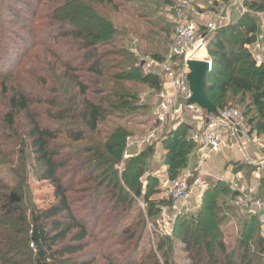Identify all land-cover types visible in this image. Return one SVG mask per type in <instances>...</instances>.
<instances>
[{"label":"rangeland","instance_id":"obj_1","mask_svg":"<svg viewBox=\"0 0 264 264\" xmlns=\"http://www.w3.org/2000/svg\"><path fill=\"white\" fill-rule=\"evenodd\" d=\"M116 1L119 7L113 10L111 6L95 7L90 0H0V182L12 186L17 181L16 175L25 172L31 201L36 209H46L56 202L53 187L49 182L33 177L39 167L31 158L28 120L19 115L14 126L10 128L3 119L8 111V95L15 90L36 94L35 96H40L42 100L51 99L56 102L53 106L41 103L39 108L62 110L68 116L57 123L42 116L39 123L47 126L54 123L57 125L54 126L55 129L58 127L52 145L56 146L62 161L70 158L59 172L64 175V182L73 180L71 191L68 193L71 208L79 222L91 233L90 238L85 240L86 247L82 253L72 257L75 260L88 261L90 264H153L155 261L158 264H191V256L186 252L181 240L184 238V229L175 224L179 219L174 224L168 221L172 218L171 201L165 186L168 176L164 163L156 155L162 151V145L159 143L179 126L168 122L156 130L157 125L153 117V96L156 93L141 85L137 76H133L128 81L121 82L125 93L133 96V111H114L104 105L106 112L95 132L85 127L80 118L84 97L80 96L78 89L74 87V76H83L82 82L88 88L86 99L97 101L102 94L96 90L102 89L103 95H108V100L113 101L111 92L117 91V87L112 85L114 75L119 73L123 78L133 67L140 70L141 74H148L142 67V61L154 59L153 55L164 58L171 47L174 30L171 20L172 0H169L170 4H160L157 12L138 11L135 5L137 1ZM258 1L264 3V0ZM78 2L109 18L117 29L114 37L97 44V51L102 55L106 73L104 82L99 86L93 83V75L85 71L93 59L84 64V69L80 68L83 55L91 52L83 45L90 42L88 34L94 29V24L81 14ZM206 4L207 0H202L194 5L198 9ZM9 10L12 12L11 16ZM248 14L259 20L256 12L248 10ZM77 31L82 32V37L62 35ZM14 34L20 36L17 42H14ZM215 36L216 34L212 39ZM8 71L12 73L10 80L3 77ZM3 89L7 90V93ZM211 97L215 99L214 94H211ZM238 102L239 98L233 101L232 105H228L227 109L244 112L248 103L247 97L244 103ZM118 131L124 135L122 150L118 154L109 155L105 144L114 142V138L111 140L112 135L118 134ZM77 132L83 136L79 141L74 140ZM257 138L264 142V134L257 135ZM149 147H153L154 153L144 159L143 175L135 181L134 173L128 170V166ZM85 149L92 152L86 153ZM126 152L132 158L124 159ZM250 154L252 155V149L248 151V155ZM219 163L220 156L213 157L205 162V168H209L213 174L218 173L216 175L227 182L232 179L225 174L228 167H242V177L238 182L235 180L234 190L254 186L258 179H264V172L253 178L251 174L254 168L245 165L246 163L236 164L231 161L227 163L228 166L218 168ZM93 169L95 172L90 176ZM184 170L176 178L180 177ZM97 176L108 182L112 192L108 189L101 190L98 204L94 206L90 199L96 182L92 178ZM200 177L207 188L218 181L215 175L204 176L201 173ZM81 178L91 180L81 186L78 184ZM223 180L220 181L221 188L231 186ZM244 183L249 186H244ZM81 187L89 190L81 192ZM137 188L142 194L147 193V198L143 195L136 196ZM258 194L260 197L264 196L263 188ZM117 195L125 197L123 204L115 201ZM217 196L219 197L216 199L213 213L217 220H222L218 224L217 237L211 238V241L214 243L213 249L219 262L223 264V254L217 246L219 241L228 251H237L239 243L243 241L247 244L250 254L253 253L255 261H263L264 252L259 253L256 246V233L260 227L257 225L256 230L250 236L247 235L242 227L244 222H249L251 216L243 215L229 204V200H232L230 193L220 192ZM196 209L188 215L200 211V207ZM149 210L152 211L151 214ZM127 232L130 233L127 235ZM130 236L134 237L132 241L128 240ZM194 237L197 238V235ZM29 249L34 255V248L29 245ZM22 259L19 257L17 261Z\"/></svg>","mask_w":264,"mask_h":264},{"label":"trees","instance_id":"obj_2","mask_svg":"<svg viewBox=\"0 0 264 264\" xmlns=\"http://www.w3.org/2000/svg\"><path fill=\"white\" fill-rule=\"evenodd\" d=\"M90 1L93 2L95 7L111 6L113 10L119 7L116 0ZM122 1L127 3L137 1L135 5L138 11L153 12L159 10L160 4H170L169 0ZM78 5H80V12L86 17V20L94 24V29H91L88 34L90 42L83 45V47L90 49L92 53L88 52V54L83 55V64L80 68L84 69V64L93 59L88 63L85 71L93 75V83L99 86L100 83L104 82L106 73L104 72L102 55L97 51V44L107 42L114 37L117 29L109 18L99 15L92 7L79 2ZM245 6L252 12H264V3L258 0L246 1ZM9 12L11 16V10ZM257 31L258 21L247 13L230 27L217 32L215 38L210 40L207 46V54L212 62V67L206 79V96L219 111L227 109V106L232 105L237 98H239L238 103L242 104L247 97L248 103L245 105L243 112L245 124L251 134L263 135L264 69L256 66L245 49L246 45L252 43ZM70 34L78 38L83 35L80 31L73 34L66 32L62 35L67 37ZM14 38V42H17L16 40L20 36ZM153 57L157 60L163 59L158 55H153ZM118 74L112 77L114 82L112 85L115 86L114 88L117 87V91L111 92L110 97L113 101L108 100V95H103L102 89H95L97 93L102 94L97 101L86 99L88 88L82 82L83 76L77 74L73 77L74 87L78 89L79 95L84 97L81 103L80 118L85 127L91 132L96 131L106 112V109L103 108L104 105L114 111H133L134 107L131 103L133 96L125 93L126 90L121 85L122 81H128L133 76H137V81L153 92L158 93L162 89V81L159 76L151 73L141 74L136 67L129 69L128 73L123 75V78ZM11 76V71L3 75L6 80H10ZM3 90L7 93V90ZM211 94L215 95V99H212ZM35 95L22 90L11 92L8 95V111L4 114L3 119L10 128L14 126L19 115L28 120L31 158L34 164L39 167L38 171L34 172L33 177L39 181L49 182L53 187L56 202L46 209H36L31 201L25 172L16 175L17 181L12 186L0 182V264H90L88 261L75 260L72 257L74 254L82 253L86 247L85 240L90 238L91 233L87 231L84 224L79 222L74 214L75 211L71 208L68 193L71 191L73 180L68 183L64 182L62 179L64 175L59 172L69 162L70 158L62 161L56 146L52 145L58 132V127L55 129L54 126L57 125L54 123L62 121L67 113L62 110L51 111L50 108L44 110L39 108L41 103L53 106L56 102L46 98L42 100L40 96ZM42 116L49 117V120L54 122L50 124L52 127L39 123ZM117 133L112 135L111 140L114 138V142L110 143L109 141L105 144V150L109 155L118 154L122 150L124 135L120 131ZM82 137V133L77 132L74 135V140L79 141ZM161 143L165 153L163 163L166 166V174L168 179H174L182 170L187 168L195 144L190 138L189 129L184 126H179L169 133V136ZM85 151L86 153L92 152L89 149H85ZM153 153V147H149L128 166V170L134 173L133 178L135 181H138L143 175L142 165L144 159L153 155ZM241 170L242 167L240 166L236 167L235 171ZM94 172L95 169L89 175L92 176ZM89 180L81 178L78 184L83 186ZM92 180L96 182V187L90 200L94 206H97L100 191L108 189L109 192H112V190L108 182L102 181L99 176L92 178ZM220 185V181H217V184L206 188L201 198L200 211L196 214L178 218L179 220L177 219L178 221L175 223L177 227L184 229V238L181 240L185 245L186 252L191 256V264H222L217 258L213 249L214 243L211 241V238L217 237L216 231L222 219L217 220L213 210L216 199L219 197L217 195L220 192L230 193L231 198L236 196V192L232 191L229 186L221 188ZM87 190L89 189H84V187L80 189L81 192ZM135 195H143L144 198H147V193L142 194L139 188L135 190ZM115 201L118 204H123L125 197L117 195ZM151 212L149 210L150 214ZM176 225H174V229ZM257 225L259 227L257 219L249 217V222H244L242 228L250 236L256 230ZM258 231H260V228ZM258 231L256 233V246L260 253L264 252V238L260 236L261 234ZM129 233L127 232V235ZM174 233L176 232L174 231ZM194 235H197V238ZM133 238L130 236L128 240L132 241ZM29 245L34 248V255L29 249ZM217 246L220 253L223 254V264H264V259L261 262L260 260L255 261L253 253L250 254L247 244L243 241L239 243L237 251L226 250L220 241ZM19 257L23 259L17 261ZM153 264L158 263L155 261Z\"/></svg>","mask_w":264,"mask_h":264},{"label":"built area","instance_id":"obj_3","mask_svg":"<svg viewBox=\"0 0 264 264\" xmlns=\"http://www.w3.org/2000/svg\"><path fill=\"white\" fill-rule=\"evenodd\" d=\"M200 1L202 0H172L171 20L174 30L169 52L161 60L142 61L144 70L159 76L162 81V89L153 96L156 130L168 122L184 126L189 129L190 138L196 145L194 168L178 178L165 181L171 201L172 218L168 221L173 224L178 218L194 213L200 207L202 195L207 188L200 174L210 175L204 165L212 156L235 148L242 154L244 162L254 168L253 175L264 172V157L249 159L246 146L240 143L246 140L264 149L260 139L250 136L243 112L225 109L217 110V115H214L190 104L192 92L187 81L190 73L187 63L204 62L211 70L212 62L207 54L208 42L214 34L230 27L248 13L245 6L248 0H207L205 7L196 9L194 4ZM257 16L258 31L245 49L256 66L264 69V12L257 13ZM198 50L204 51L202 57H198ZM165 86L171 92H167ZM123 158L129 159L132 156L126 152ZM217 178L218 181L223 180ZM234 192L236 196L229 200V204L243 215L255 217L264 238V196H259L257 186L236 188Z\"/></svg>","mask_w":264,"mask_h":264},{"label":"crops","instance_id":"obj_4","mask_svg":"<svg viewBox=\"0 0 264 264\" xmlns=\"http://www.w3.org/2000/svg\"><path fill=\"white\" fill-rule=\"evenodd\" d=\"M165 89H166V91L167 92H171V90H170V88L168 87V86H165L164 87ZM189 135H190V132H189ZM250 136L251 137H257V135L256 134H254V133H250ZM261 142H262V144H264V142L262 141V140H260ZM240 143L241 144H244L245 146H246V151H247V155H248V151H249V149H252V155L250 156V155H248V157H249V159H255V158H261V157H264V149H262V148H259L258 146H256V145H254V144H252V143H248L246 140H242V141H240ZM159 144H161L162 145V143H159ZM158 145V144H157ZM156 145V146H157ZM156 150V149H155ZM228 151V152H227ZM227 151H224L223 153H221V154H219V155H216V156H212L211 158H213V157H219L220 156V158H221V163H219L217 166H218V168H221L222 166L224 167V166H228V164L227 163H229V162H231V161H233L234 163H236V164H238L239 162H242V164L244 163H246V162H244V160H243V157H242V154L237 150V149H235V148H233V149H231V150H227ZM196 149H194V151L192 152V154L190 155V157H189V162H188V166H187V168L184 170V172H186V171H188V170H192L193 168H194V166H195V163H196ZM228 153V154H227ZM156 155L159 157V159H161V161L163 162V158H164V155H165V153H164V151H163V147H162V151L158 154V153H156ZM211 158L209 159V160H211ZM208 160V161H209ZM245 165H248L247 163L245 164ZM204 167H205V165H204ZM164 169H165V172H166V166H164ZM209 173H210V175H215V177H216V179H217V175L216 174H218V173H212L211 172V170H208L209 168H205ZM236 170V167H233V166H229L228 167V169H227V172L225 173L226 175H228L229 177L231 176L232 177V179L230 180L231 182H227V183H230L231 184V186H229L232 190H233V186H234V184H235V182L237 181L238 182V180L239 179H241V177H242V174H241V172H242V170L241 171H235ZM224 174V175H225ZM251 176L253 177V178H255L254 176L255 175H253V173L251 174ZM237 179V180H236ZM211 180V179H210ZM236 180V181H235ZM259 181H258V183L257 184H255L254 186H257L258 187V192L260 191V189H262L263 188V191H264V179H258ZM217 182V181H216ZM244 186L246 185V186H249L248 184H246V183H244L243 184ZM235 186H237V184L235 185ZM251 186V185H250ZM244 188H247V187H244Z\"/></svg>","mask_w":264,"mask_h":264},{"label":"water","instance_id":"obj_5","mask_svg":"<svg viewBox=\"0 0 264 264\" xmlns=\"http://www.w3.org/2000/svg\"><path fill=\"white\" fill-rule=\"evenodd\" d=\"M187 67L190 71L187 81L192 98L190 104L197 105L208 113L217 115V108L210 103L206 96V79L210 72L208 64L199 61H189Z\"/></svg>","mask_w":264,"mask_h":264},{"label":"bare ground","instance_id":"obj_6","mask_svg":"<svg viewBox=\"0 0 264 264\" xmlns=\"http://www.w3.org/2000/svg\"><path fill=\"white\" fill-rule=\"evenodd\" d=\"M197 55H198V57H202L204 55V51L203 50H200V51L198 50Z\"/></svg>","mask_w":264,"mask_h":264}]
</instances>
